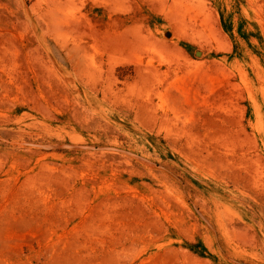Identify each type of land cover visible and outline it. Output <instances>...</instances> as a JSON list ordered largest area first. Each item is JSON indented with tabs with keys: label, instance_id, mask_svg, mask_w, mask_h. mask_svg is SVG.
Here are the masks:
<instances>
[{
	"label": "rangeland",
	"instance_id": "1",
	"mask_svg": "<svg viewBox=\"0 0 264 264\" xmlns=\"http://www.w3.org/2000/svg\"><path fill=\"white\" fill-rule=\"evenodd\" d=\"M0 264H264V0H0Z\"/></svg>",
	"mask_w": 264,
	"mask_h": 264
}]
</instances>
